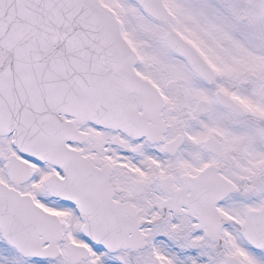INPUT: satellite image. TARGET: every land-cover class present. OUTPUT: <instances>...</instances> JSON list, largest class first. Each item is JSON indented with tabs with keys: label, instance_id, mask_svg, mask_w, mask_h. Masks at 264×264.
<instances>
[{
	"label": "snow or ice",
	"instance_id": "6c2138e0",
	"mask_svg": "<svg viewBox=\"0 0 264 264\" xmlns=\"http://www.w3.org/2000/svg\"><path fill=\"white\" fill-rule=\"evenodd\" d=\"M0 264H264V0H0Z\"/></svg>",
	"mask_w": 264,
	"mask_h": 264
}]
</instances>
